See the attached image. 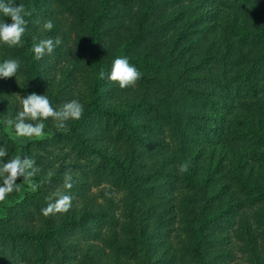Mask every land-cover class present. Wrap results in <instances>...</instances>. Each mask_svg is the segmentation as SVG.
Returning <instances> with one entry per match:
<instances>
[{
  "label": "trees",
  "instance_id": "1",
  "mask_svg": "<svg viewBox=\"0 0 264 264\" xmlns=\"http://www.w3.org/2000/svg\"><path fill=\"white\" fill-rule=\"evenodd\" d=\"M176 1L67 0L59 12L70 23L55 20L42 32L48 0H15L28 24L23 47L0 45V61H22L18 81L0 79V121L33 91L57 109L76 99L84 112L64 129L49 117L38 139L16 138L0 123L2 159L26 155L37 167L30 183L18 177L20 190L0 201V264H22L19 256L27 264H78L74 235L90 239L107 218L116 220L108 214L113 202L88 192L105 181L122 186L128 200L120 226L104 235L110 254L90 255L88 264H214L230 227L245 251L258 244L256 230L264 236V0ZM33 36L62 43L36 60ZM119 55L142 72L124 89L100 75ZM217 114L227 115L225 128H210ZM166 130L175 142L169 167L149 140ZM179 180L184 190L176 193ZM62 194L71 197L69 210L44 215ZM173 231L183 236L180 254L167 238ZM252 260L264 264L258 254Z\"/></svg>",
  "mask_w": 264,
  "mask_h": 264
},
{
  "label": "clouds",
  "instance_id": "2",
  "mask_svg": "<svg viewBox=\"0 0 264 264\" xmlns=\"http://www.w3.org/2000/svg\"><path fill=\"white\" fill-rule=\"evenodd\" d=\"M0 15L5 18V22H0V45L8 48H20L24 46V35L27 30L28 21L25 19L29 15L25 6L16 3L15 0H0ZM10 18V22L8 19ZM55 27L51 19L45 20L41 25L42 32H50ZM33 43L31 52L36 60L42 59L46 55H52L54 50L62 43L59 38L32 37ZM22 68V61L19 58H5L0 61V79L15 76L18 81V72ZM102 78L110 82H117L121 89L135 84L142 76L141 70L126 55L115 56L111 61L110 70L106 73L101 71ZM84 112L83 104L73 99L66 102L61 108L53 107L50 99L44 93L35 91L24 95L20 101V106L12 117L4 118L3 123L14 131V136L23 138H42L46 135L45 123L49 117L57 121V128L64 129L69 120H79ZM7 155L0 151V201L13 191L20 190L18 177L30 183L37 171L34 158L16 155L12 159H2ZM183 170V166H182ZM72 177L65 174V187H72ZM71 207V197L67 194L59 195L54 203H50L42 209L44 215L53 212H67Z\"/></svg>",
  "mask_w": 264,
  "mask_h": 264
},
{
  "label": "rangeland",
  "instance_id": "3",
  "mask_svg": "<svg viewBox=\"0 0 264 264\" xmlns=\"http://www.w3.org/2000/svg\"><path fill=\"white\" fill-rule=\"evenodd\" d=\"M67 0H58L57 3L54 0H48V5L46 6L47 10L45 14H42L39 16V22H43L45 20H64L63 22L68 25L67 22L70 23L72 18H64L59 12V10L65 5ZM182 1V3H186L187 0H177L174 6H178V4ZM225 5H220V7H224ZM119 10L120 8H123V6L120 4L118 6ZM41 29V26L39 27ZM219 115L217 121H215L210 128H225L226 126L224 125L223 121L226 120L227 115L225 114H217ZM214 116V115H213ZM225 117V119H224ZM229 125V124H228ZM228 128V127H227ZM168 130L165 132H158L155 138H157V142H153L154 139H149L151 143H155V147L152 149L154 150V153L156 155V160L157 162L164 163L165 161V166L169 167L172 166L173 161H170V152H173L175 149V142L173 141V138H169L167 136ZM208 136V134H207ZM161 138H164L165 141H161ZM25 144V143H24ZM159 149L163 150L162 153H159ZM21 153H24L21 149ZM168 161H170L168 164H166ZM175 162V161H174ZM178 164V163H177ZM182 185V186H181ZM181 188H184V182L183 181H178V186L176 189V193L179 191ZM127 189V188H126ZM184 189H180V191H183ZM69 192H71V196L73 198V201L75 200L76 193H72V189H68ZM98 191V198L99 202L108 204L111 201L114 204V210L111 209L108 214H111L114 219L116 220H109L108 218L102 223V227L99 231V235L94 232L93 235H91V238H86V239H81L85 236L80 235V232L76 233L74 236L76 238H79L81 243L80 245H72V247L75 248V262L78 264H88L89 263V257L90 255L95 256H100L99 258L106 260V257L110 254L111 252V247H108V241L105 242V237L107 234L108 229L111 227L112 223L115 227H119L122 218L124 217V202L125 200L127 201L128 198L124 194V188L122 186H118L116 184H113L110 181H105L104 183H101L99 185H92L88 189V192H97ZM172 194L174 193V189H171ZM80 196V195H79ZM72 201V200H71ZM262 208L261 205H256L253 206L252 209H249L250 212V221L255 225V215L259 214V210ZM255 214V215H253ZM109 220V221H108ZM176 227L178 226L177 223ZM236 225L234 227H230V241L226 243V248L224 251H221V256H218L220 263H214V264H253L252 256L253 254H258L261 257H264V236L261 235L258 230L255 232L259 235V241L258 244L256 243L255 245L251 244V247L249 249H246V251L243 248L242 243L237 239V233H236ZM97 230V227H95V231ZM168 239L174 240L175 246L177 247V251L180 254L181 252L184 251L183 248V236H178L176 235V232L173 231L170 235L167 236ZM263 244V245H262ZM211 254H215V250H211ZM186 255V254H185ZM184 257V256H183ZM25 257L24 256H19L16 258L17 263H22V264H27L25 263V260H23ZM184 262L188 263L191 261L190 256H185Z\"/></svg>",
  "mask_w": 264,
  "mask_h": 264
}]
</instances>
